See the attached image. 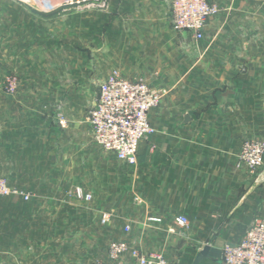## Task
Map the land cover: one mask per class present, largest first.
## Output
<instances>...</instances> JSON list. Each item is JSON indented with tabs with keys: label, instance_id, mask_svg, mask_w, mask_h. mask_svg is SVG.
<instances>
[{
	"label": "crops",
	"instance_id": "0c3cea01",
	"mask_svg": "<svg viewBox=\"0 0 264 264\" xmlns=\"http://www.w3.org/2000/svg\"><path fill=\"white\" fill-rule=\"evenodd\" d=\"M210 2L222 11L207 21L198 43L171 30L169 0L110 3V68L98 71L79 60L68 66L66 58L52 71L32 13L18 3L0 5V175L10 183H42L47 200L70 187L93 194L99 166L86 144V110L96 101V82L117 69L164 91L148 115L155 132L140 143L137 164L110 155L108 229L99 234L93 213L27 209L20 213L26 222L0 224V264H112L107 246L119 241L161 252L168 264H191L205 245L220 251L237 245L254 220L264 219V165L251 174L238 164L244 140H264V0ZM133 55L141 65L131 74L121 65ZM8 74L18 82L14 96L4 91ZM83 86L97 89L83 95ZM58 103L66 107L64 127L53 110ZM84 248L96 256H85ZM122 260L135 264L128 255Z\"/></svg>",
	"mask_w": 264,
	"mask_h": 264
},
{
	"label": "built area",
	"instance_id": "2783aa9c",
	"mask_svg": "<svg viewBox=\"0 0 264 264\" xmlns=\"http://www.w3.org/2000/svg\"><path fill=\"white\" fill-rule=\"evenodd\" d=\"M222 9L210 0H169L168 21L175 33H189L195 43L203 39L207 21L221 13ZM6 94L14 96L18 82L14 76L3 80ZM164 92L152 89L142 80H127L118 71H112L98 87L94 104L88 109L86 122L90 128L93 142L102 150L127 164H137L139 145L147 141L154 129L148 120L149 113L161 102ZM56 119L64 127L65 119L57 112ZM238 164L251 173L264 165V140L246 139L238 154ZM68 196L77 201L90 202L92 196L76 187ZM16 197L29 202L32 195L10 187L0 176V198ZM112 213H103L100 225L108 226ZM181 228L188 227L184 217L176 218ZM129 227H125V232ZM128 255L135 264H168L163 253L142 252L124 241L110 242L107 258L112 264H123ZM222 264H264V219H256L245 232L237 245L224 246L221 250Z\"/></svg>",
	"mask_w": 264,
	"mask_h": 264
},
{
	"label": "rangeland",
	"instance_id": "374dc122",
	"mask_svg": "<svg viewBox=\"0 0 264 264\" xmlns=\"http://www.w3.org/2000/svg\"><path fill=\"white\" fill-rule=\"evenodd\" d=\"M2 3H18L32 13L35 18L36 41L42 43L44 40V61L45 64H47L48 60L50 61V68L52 71L58 70V66L64 64L61 59L65 58L68 66L74 67L76 61L79 60L83 64L84 69L98 71L106 66L110 68V3H153V0H0V5ZM11 10L14 11L15 8ZM42 14L45 15L44 21H42L40 17ZM42 31L44 32V39L40 36ZM100 49H106L108 52L102 59L97 56V52ZM42 50L43 49H40V53ZM75 53H78V56H75ZM140 58L141 57L138 55H133L130 57L128 63L121 66L127 69L128 73L130 72L133 74L131 71L134 70L137 73L138 67L141 65ZM116 71L118 70L116 69ZM7 76L11 75L8 74L5 77ZM136 79L142 80L148 84L143 78L136 77ZM58 82L61 81L56 80V83ZM96 83H98L99 87L101 81H97ZM96 89L97 87L90 89L89 87L83 86L79 90L83 95H88L90 92L95 93ZM154 90L164 92L157 89ZM53 108L56 113L59 111L65 114V105L58 103L56 107ZM86 144H91L93 146V154L97 153L96 159L99 166L98 172L100 179L98 190L93 194L89 193L92 196L90 202L77 201L68 196V193L76 187L68 188L69 190L66 191L64 195L59 192V189H56L57 194H60V196L57 195L55 199L47 200L42 198V193L46 190L44 184H39L38 182L31 184L26 182L22 184H12L9 182L8 177L0 175L6 180L10 187L20 189L32 195L29 202H24L16 197L0 198V224L26 222V216L22 214H24L27 209L43 210L55 208L60 211H66V213L80 210L84 211V213H93L94 219H96L97 216L100 218L103 213H110L111 154L99 148L90 137L89 142L87 141ZM88 157V154L84 151L81 157L82 160H88ZM108 185L109 187L107 189ZM32 187L35 191L31 190ZM121 203H119V205H121ZM17 213H19V215H16ZM87 224V227H92L93 223ZM98 227L99 234L101 235L104 229H108L109 226H101L99 223ZM102 249L104 254L106 247ZM83 250L85 256H96L86 253V251H90L91 249L84 248Z\"/></svg>",
	"mask_w": 264,
	"mask_h": 264
},
{
	"label": "water",
	"instance_id": "95a60500",
	"mask_svg": "<svg viewBox=\"0 0 264 264\" xmlns=\"http://www.w3.org/2000/svg\"><path fill=\"white\" fill-rule=\"evenodd\" d=\"M221 258V251L205 245L198 251L191 264H200L204 259L219 260Z\"/></svg>",
	"mask_w": 264,
	"mask_h": 264
}]
</instances>
